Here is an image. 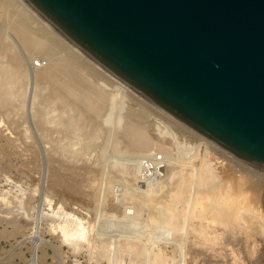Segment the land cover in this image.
Listing matches in <instances>:
<instances>
[{
    "label": "rangeland",
    "instance_id": "obj_1",
    "mask_svg": "<svg viewBox=\"0 0 264 264\" xmlns=\"http://www.w3.org/2000/svg\"><path fill=\"white\" fill-rule=\"evenodd\" d=\"M6 3L7 0H0V22L4 26L2 13ZM8 30L9 33L0 30L1 36L14 34L13 30ZM20 46L16 50L22 59L21 76L12 85V95L4 104L0 103L1 239H19L29 235L33 229L34 242H43L38 251L42 260L51 256L58 259L66 253L70 258L81 255L86 264H264V181L259 171L250 167L240 168L234 161H230L233 162L230 165L225 155L205 148V143L198 142L193 134L163 119L167 114L141 96L149 105V109L139 108L144 112L142 125L153 141H160L171 148V157L167 158L172 162L165 158L159 160L157 156L162 155L161 152L149 155L148 151L134 153L129 150L118 132L113 130L111 122L97 121V137L87 144L86 135L92 131L94 118L82 104L77 105L70 100L63 105L51 96L50 89L43 82H35L30 66L40 58L46 61L47 57L44 53ZM7 60L4 41H1L0 62ZM109 88L116 95L110 108L112 118L122 115L127 119L130 106L139 107V104L110 85ZM42 109L56 120L62 113L74 115L82 109L81 118L75 114L73 122L81 127L68 135L52 127L45 134L36 116ZM51 126L49 123L48 127ZM192 150L195 152L194 161L189 156ZM218 150L221 151L220 148ZM202 158L228 163L225 167L229 169L224 168V173L222 169L221 175H226L231 168V174L241 171L257 181L259 192L256 196H259L257 203H260L257 209L261 208L258 216L241 213V208L239 217L232 223H223L209 213L201 217L191 215L189 199L197 188L191 185L189 177L182 180L179 165L182 162V166L188 167L191 163L199 164ZM182 181H187L189 186L185 185L187 183L183 185ZM167 207L172 210L171 214L174 212L173 216L170 212L160 213ZM79 219L87 227L89 238L85 240L89 242L82 240L81 245L75 246L64 241L58 225L60 221L71 224ZM16 224L18 230H15ZM3 233L4 236L1 235ZM155 253L161 255L160 263L151 261Z\"/></svg>",
    "mask_w": 264,
    "mask_h": 264
},
{
    "label": "water",
    "instance_id": "obj_2",
    "mask_svg": "<svg viewBox=\"0 0 264 264\" xmlns=\"http://www.w3.org/2000/svg\"><path fill=\"white\" fill-rule=\"evenodd\" d=\"M131 90L264 173V0H24Z\"/></svg>",
    "mask_w": 264,
    "mask_h": 264
},
{
    "label": "bare ground",
    "instance_id": "obj_3",
    "mask_svg": "<svg viewBox=\"0 0 264 264\" xmlns=\"http://www.w3.org/2000/svg\"><path fill=\"white\" fill-rule=\"evenodd\" d=\"M2 15H4L3 19H4V22L6 23V25L4 26L0 22V30L3 29V30H5L6 33H9V30H8V28H9V29L13 30L14 34H8L7 36H4V37L1 36V34H0V42L4 41L5 52L8 55L7 61L0 62V103L4 104L5 100L9 96L12 95V92H11L12 85L16 81H18L19 76H21L22 59L20 57L19 50H16V48L17 47L19 48V47H21L20 45H23L24 49H32V50L38 51L39 53H44L47 57L46 61H44L42 58H40L34 62L32 61L33 64L30 67L33 70L32 74H33V78H34L35 82H38V81L43 82L45 84V86L50 89L51 96L54 97L55 99H57L58 101H60L63 105H67V103L70 100L72 102L76 103L77 105L82 104L84 106V108L88 111V114H90L94 118V122L92 125V131L86 135V137H87L86 143L87 144L92 142V140L95 137H97L96 131H97V128L99 125V123H97V121H101L105 124L111 122L113 130L118 132L120 137L125 142L126 147H128L129 150L133 151L134 153H139V152L143 153V151L144 152L148 151V154L149 153L150 154H154V153L158 154V152H161L162 153L161 156H163L165 159H168L167 157H171L170 156L171 148L167 145H164L160 141H153L152 138L148 135L145 127L142 125L141 118H142V116H144V112H142L139 108L149 109V107H148L149 105H148V103L145 102L144 99H141L140 96H137V94L133 90H131L127 85H125L124 83H122L121 81L116 79L114 76H112L110 73H108L106 70H104L103 68H101L100 66L95 64L85 54H83L80 50H78L76 47H74L61 34H59L47 22H45L24 0H7V3L4 7ZM6 40H8V41H6ZM100 80H101V82H99ZM109 85L112 87V89H115V90L117 89L120 92H123L125 95L129 96L130 100L132 102H135L137 105L139 104V107H135L134 105H133V107L130 106L131 108L128 111L129 117L128 118L126 117L127 119H123L124 117L122 115H119L116 119L112 118V113L110 111V108L113 107V105L115 103L116 95L111 93L114 90L111 91L110 88L108 89ZM121 95H123V94H121ZM127 103H129V102H127ZM129 105H131V104H129ZM78 112L74 113V115L77 114L81 118L82 113L84 111L82 109H80V110H78ZM160 114H159V116H160ZM162 114H164V113H162ZM74 115L69 114V113L68 114L62 113L58 117V119L56 120V119L51 118L49 116V112L45 109H42V111L39 110L38 113H36V116L38 117L37 123L41 127L43 132H45V134L48 133L49 131H51L52 127L54 128L53 130H56V131L57 130L60 132L65 131L64 134H67V135L70 134L71 132L75 131L76 129H79L81 127V125H75L73 123L76 120ZM125 115H127V114H125ZM167 115H165V117ZM165 117L163 119H168V121H170L169 123H175L176 125L183 128L186 132L193 134L194 138L197 137L196 139L198 142L199 141L201 143L204 142L205 146H206L205 148H210L212 150H215L216 152H220L223 155H225L224 157L229 159L230 165H232V163H233L230 161H234V162L238 163L240 168H242V167L243 168H245V167L253 168V167L248 166V165L240 162L239 160L233 158L232 156L225 153L224 151L218 150V147L216 148L215 144H212L211 141L200 136L196 132H193V130L192 131L189 130L190 128L188 129V127L187 128L183 127L182 126L183 124L181 123L182 124L181 125L180 122L179 121L177 122V120L174 119L173 117H172L173 119L168 117V116H167V118H165ZM49 123L52 124L51 127H48ZM168 125H170V124H168ZM95 129H96V131H95ZM162 133H163V131H162ZM210 142H211V144H210ZM196 145H194V146H196ZM201 147H203V146H201ZM205 148H202V150H204V152L206 151ZM156 149H157V151H156ZM194 153L195 152L193 150L191 153H189L190 158L193 157V159H192L193 161L195 158ZM185 154L187 155L186 152H185ZM202 155L203 154H201V156ZM172 157H173V155H172ZM190 158H189V160H190ZM207 159L208 158H202L201 161L199 162V164H192V163L190 164L189 163L190 165H194L192 167L190 165H189V167H188V165L182 166V163H183L182 161H181L182 162L181 166L179 165V167H180L179 170H181L182 180H183V178H184V180H186L185 178L189 177L190 179L189 178L188 179L192 180L191 185H194L197 188L195 190L194 194L190 197V199L188 198L189 200H191V203H192L191 204L192 205L191 215L201 217V216L209 213V214H212L213 216H215L216 218H218L223 223H232L235 221L236 218L239 217L238 211L241 208V209H243V211L241 210V213L243 212L244 214L251 216V217H253L255 215L258 216L257 215V214H259L258 211H260L261 208L259 210L257 209V204H260V203H257L259 196L258 195L256 196V194H258V192H259V189H258L259 187H258L257 181L251 180L252 178L245 176L241 171L238 174L237 173L231 174V172H232L231 168L229 170L230 172L228 171L230 174L226 171L229 175H227V173H226V175L225 174L221 175L222 169H223L222 173H224V171L226 169L227 170L229 169V168L225 167L226 164H228V163H225L223 161L214 162L215 159L210 162V161H207ZM171 160H169V161L172 162ZM193 161H188V162H193ZM167 166H168V164H167ZM176 167L178 168V166H176ZM169 168H172V166ZM224 168H226V169H224ZM184 169L186 171H184V173H183ZM239 169H236V170H239ZM253 169H251V170H253ZM258 171L259 170H257V172ZM234 172H236V171H234ZM259 173H260L262 180L264 181V173L261 171H259ZM188 179H187V181H188ZM262 180H259V181L261 182ZM187 181L186 182L182 181L183 185H184V183H187ZM185 185L189 186V183H187ZM185 192H186V189H185ZM186 200H187V198H186ZM185 203H187V202H185ZM187 205H189V204H187ZM103 206H105V205H103ZM164 206H165V203L162 207H164ZM142 208H143V206H142ZM188 208H189V206H188ZM139 209H141V207ZM174 209H175V207H174ZM185 209H186V207H185ZM126 210L127 209H125V211ZM136 211H137V209H136ZM138 211H140V210H138ZM170 211L172 212V210L169 207H167V208H163L162 210H160V213L163 215L164 213L166 214L167 212H170ZM171 212L169 214H171ZM47 214L49 215V213H47ZM172 214L170 216H173ZM50 215H51V213H50ZM66 215H67V213H66ZM71 215H73V214H70V216ZM150 215H151V213H150ZM181 216H182V214H181ZM261 217H263V215ZM168 218H170V217H168ZM66 219H67V217H66ZM80 219H79V221H75L74 223H71V224L69 222H61L60 221V223H59L58 221H56L59 223L58 227L62 233V236L61 235L60 236L64 237V241H66L67 243L70 242V243L74 244L75 246L77 244L81 245L82 240L84 241L85 239L89 238V237H87V232H88L87 227L84 225V223ZM62 221H64V219ZM56 222H55V224H56ZM70 222H71V220H70ZM151 222H152V220H151ZM55 224H53V225H55ZM17 227L18 226L16 224L15 230H18L19 227L18 228ZM58 227L56 225V228H58ZM180 228L182 229V227H180ZM153 232H154V229H153ZM1 235L4 236L5 233H3ZM6 235H7V233H6ZM168 235H169V233H168ZM162 236H163V234H162ZM86 241L87 240H85V242ZM87 242H89V241H87ZM75 249H77V247H75ZM161 260H162L161 255H159L158 253H155L154 256L152 257L151 261L153 263H160Z\"/></svg>",
    "mask_w": 264,
    "mask_h": 264
},
{
    "label": "built area",
    "instance_id": "obj_4",
    "mask_svg": "<svg viewBox=\"0 0 264 264\" xmlns=\"http://www.w3.org/2000/svg\"><path fill=\"white\" fill-rule=\"evenodd\" d=\"M157 157L159 160L164 158L161 154H158ZM42 240H45L43 236ZM41 243L43 242H34L33 229L29 235L22 236L19 239L4 240L0 238V264H56L57 262L58 264H86L85 258H82L81 255L70 258L66 253V256L58 259L51 256L46 258L47 261L42 260L38 253Z\"/></svg>",
    "mask_w": 264,
    "mask_h": 264
}]
</instances>
